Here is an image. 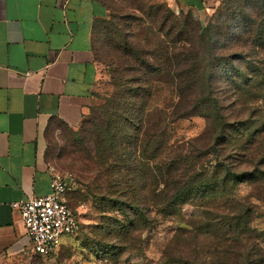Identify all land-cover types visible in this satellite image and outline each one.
<instances>
[{
  "label": "trees",
  "instance_id": "trees-1",
  "mask_svg": "<svg viewBox=\"0 0 264 264\" xmlns=\"http://www.w3.org/2000/svg\"><path fill=\"white\" fill-rule=\"evenodd\" d=\"M98 1L108 13L92 42L104 23L111 90L89 118L95 130L66 193L96 203L99 261L113 264L140 232L190 204L204 221L171 223L173 237L187 234L191 247L219 232L216 247L231 261L264 264V246L247 234L248 203L233 198L244 182L264 200V0L219 11L204 27L162 0ZM194 115L201 133L171 139L167 125ZM215 200L228 201L225 210L210 207Z\"/></svg>",
  "mask_w": 264,
  "mask_h": 264
},
{
  "label": "crops",
  "instance_id": "crops-1",
  "mask_svg": "<svg viewBox=\"0 0 264 264\" xmlns=\"http://www.w3.org/2000/svg\"><path fill=\"white\" fill-rule=\"evenodd\" d=\"M162 1L198 16L216 3ZM105 13L98 0H0V264L31 251L10 203L47 191V127H75L88 112L98 72L93 24Z\"/></svg>",
  "mask_w": 264,
  "mask_h": 264
},
{
  "label": "rangeland",
  "instance_id": "rangeland-1",
  "mask_svg": "<svg viewBox=\"0 0 264 264\" xmlns=\"http://www.w3.org/2000/svg\"><path fill=\"white\" fill-rule=\"evenodd\" d=\"M254 0H216L211 10L203 15H195L191 12L200 24L204 27L209 21H214L217 12L229 11L249 4ZM106 13L108 11L105 9ZM186 12V11H179ZM177 14L178 12H175ZM220 19L222 24L229 22L228 17ZM104 23L99 24L93 33L94 60L97 65V77L93 86V101L89 111L84 115L78 125L68 127L60 123L51 124L47 127L44 134L43 158L48 165L53 166L59 172L74 173L73 167L77 163H84L86 154V141L94 133L93 126L89 123V118L94 110L103 102V98L111 90L107 65L105 61L109 57L106 46ZM227 100V98H224ZM264 101V96L259 104ZM204 120L200 116H190L179 118L167 125V133L171 139L180 137H192L198 135L203 130ZM240 201L248 203L250 208V221L248 223V236L258 244L264 246V200L258 199L250 194V187L242 182L235 186L234 197ZM65 199L71 207L76 218H78V229L71 234H63L60 237L59 245L46 255L34 254L31 251L17 257L13 264H103L99 261L97 244L99 239L93 237L91 232L96 233V228L92 225L99 222L96 203L91 197L72 196L69 192L65 194ZM233 199V200H234ZM82 203V205H80ZM225 203L221 200L210 202L209 206L217 211L225 210ZM200 205L184 204L179 216L171 220L160 221L152 230H143L139 234V241L136 246L127 248L117 257H113V264H237L233 260V254H222L216 247L219 242L216 235L200 234L196 237L194 246L187 247V234H178L173 237L170 224L174 223L181 226H189L191 223L203 222ZM170 239V244L166 245ZM173 249H167L171 243ZM253 253V252H252ZM252 253L249 257H252ZM211 255L215 261L210 262ZM253 255L258 256L254 252ZM111 257V255H110ZM170 258H178V262H167ZM111 260V261H112ZM108 264L112 262L108 261ZM104 263V264H107ZM258 264V263H249Z\"/></svg>",
  "mask_w": 264,
  "mask_h": 264
},
{
  "label": "built area",
  "instance_id": "built-area-1",
  "mask_svg": "<svg viewBox=\"0 0 264 264\" xmlns=\"http://www.w3.org/2000/svg\"><path fill=\"white\" fill-rule=\"evenodd\" d=\"M47 167L49 180L44 194L10 203L18 210L30 250L41 255L52 252L59 245L61 235L78 228L77 218L65 200L72 184L71 174L59 172L51 165Z\"/></svg>",
  "mask_w": 264,
  "mask_h": 264
}]
</instances>
